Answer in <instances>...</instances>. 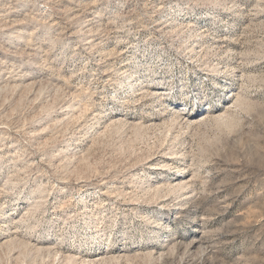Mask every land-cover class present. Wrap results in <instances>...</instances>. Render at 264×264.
I'll return each mask as SVG.
<instances>
[{"label":"rangeland","instance_id":"374dc122","mask_svg":"<svg viewBox=\"0 0 264 264\" xmlns=\"http://www.w3.org/2000/svg\"><path fill=\"white\" fill-rule=\"evenodd\" d=\"M0 264H264V0H0Z\"/></svg>","mask_w":264,"mask_h":264},{"label":"bare ground","instance_id":"6f19581e","mask_svg":"<svg viewBox=\"0 0 264 264\" xmlns=\"http://www.w3.org/2000/svg\"><path fill=\"white\" fill-rule=\"evenodd\" d=\"M164 93V92H163ZM162 94V93H161Z\"/></svg>","mask_w":264,"mask_h":264}]
</instances>
